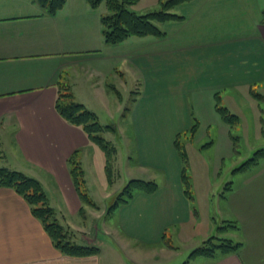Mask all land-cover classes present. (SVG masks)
<instances>
[{"label": "crops", "instance_id": "crops-1", "mask_svg": "<svg viewBox=\"0 0 264 264\" xmlns=\"http://www.w3.org/2000/svg\"><path fill=\"white\" fill-rule=\"evenodd\" d=\"M162 1L150 0V6ZM100 6L93 9L85 0H66L49 15L37 0H0V168L36 179L58 222L72 232V240L99 248L98 254L85 258L61 255L27 203L12 189L0 187V264H166L179 259L182 248L189 252L201 240L193 241L189 234L182 162L173 144L186 129L172 122L189 123L194 110L209 116L202 108L208 99L215 112V103L224 98L237 105L245 94L264 100L254 93L255 88H264V0H191L173 10L182 20L157 24L164 37H131L113 46L103 43L100 19L106 10ZM125 74L133 80V106L144 102L146 108L138 115L130 111L132 134L124 138L130 157L120 158L119 167L126 180L115 190V179L112 185L107 183L101 150L80 128L65 122L54 104L59 87L65 86L102 126L115 129L113 136L123 135L125 131L114 123L122 107L113 84L117 81L119 89L127 88ZM167 106L174 111L171 117L164 114ZM259 112L264 113L259 109L253 119L260 122ZM126 115L122 114L123 121L129 118ZM218 118L222 123L218 130L227 144L230 132ZM156 133L158 141L153 138ZM150 140L156 145L149 147ZM75 151L82 170L89 154L94 156L103 172L106 200L116 197L131 179L153 181L157 190L136 193L110 214L91 201V223L104 216L114 220L100 228L86 224L84 216L85 221L76 225L73 218L87 212L69 174L67 160ZM87 165L90 168L93 162ZM260 174L239 179L220 212L221 222L234 221L238 226L225 236L241 247L234 254L198 257L188 264H264ZM170 226L178 246L166 238Z\"/></svg>", "mask_w": 264, "mask_h": 264}, {"label": "rangeland", "instance_id": "rangeland-1", "mask_svg": "<svg viewBox=\"0 0 264 264\" xmlns=\"http://www.w3.org/2000/svg\"><path fill=\"white\" fill-rule=\"evenodd\" d=\"M165 1L166 0H163L162 2ZM261 1L262 0H256L258 3H261ZM150 5V0H138L135 5L129 8V10H132L136 14L144 15L160 9V6L158 5H153L154 8H152L153 6ZM100 8L105 10L103 5L100 6ZM173 10L178 11V9ZM172 11L171 13L175 14L174 11ZM125 76L126 79L123 81L127 83V88L119 89L121 86L117 81L113 84L116 90L118 89V101L122 107V113L116 116L114 123L117 124L121 132L125 131V133L120 136H113L112 133L108 132H104L102 134L107 141H112L110 143H112L118 150L117 156L113 162L117 173L114 175L116 182L114 187L115 190L123 183L124 179L126 180L125 175L122 171L120 172L121 168L119 167L120 158L126 161V157L128 158L129 156V149L124 143V138L125 135L129 137L132 134L131 121H129L132 114L130 111L133 109L134 114L136 113L138 115L142 112L144 113L146 108L144 102L136 105V108L135 105L133 106V100L136 99L134 95L135 91L130 89L133 80L129 74H125ZM110 82L113 83V80L111 79ZM254 93L260 94L264 97V88H255ZM114 94L116 95V92H113L111 95L112 100L115 99ZM189 102H191L190 99ZM191 103L195 106L194 102ZM111 104V106H113V103ZM227 104L232 111L231 114L237 117L233 125L230 126L225 123L226 129L230 132V137L227 144L225 143L226 139L221 138V132L218 129L219 124L221 125L222 123H220L221 121L218 118V113L213 110L212 101L210 99H208V102H205L204 106L202 107L206 112V115L209 114V116H201V114H197L194 110L195 116H192L193 119H190L189 123L188 121L183 122L181 120L172 122L174 124H179L182 129H186V131L182 132L181 134L179 133L180 136L184 135L183 137L179 138V144L183 145L184 147L187 160V164L185 165V174L188 176V183L190 185L188 195L189 197L186 194H183L185 196L184 199L188 203L187 207L190 213L192 226L191 229H189L191 232L189 234L192 235L193 241L201 240L199 245L209 237L217 235L216 230L215 232L214 230L212 232L213 221L216 222L214 226L215 228L222 225L223 221L221 222L219 218L222 208H225L226 205L224 199L228 193V188H237L240 183L239 179L244 177L248 178L249 176L258 173H261L258 177H264V159H260L257 165L252 166L245 171L233 173L234 169L249 160L255 152L259 150L264 151V113L259 112L262 114V121L259 122L253 119V115L255 114L254 112L259 111V109L264 111V100H258L252 95L245 94L244 100H242L241 104L239 105L232 103L229 104L225 98L221 104L218 103L219 106L224 108ZM170 105L175 107L176 103ZM142 109H144V111H142ZM124 113H127L126 117H129L126 121L121 119V116ZM169 113H174V111H172V109L167 106V111L164 114H167L168 117H171L172 115H169ZM197 117H199V119H196ZM213 117L218 121H214L212 119ZM103 121L105 120L103 119ZM195 124L196 127H193ZM210 125L212 126L210 127ZM213 125L218 127H213ZM156 136L157 133L155 136H153V138L155 141H158ZM142 144L143 143L141 142V145ZM154 145H156V142H152L150 140L149 147ZM145 147L148 148L147 144H145ZM132 148L134 147L132 146ZM131 158L134 159L135 156H131ZM94 160V156L89 154L87 163L83 168L85 180L84 193L100 209L101 212H105L111 205L114 204L116 197L110 200L103 198L105 184L103 172L100 171L98 164L95 162L96 160ZM88 162H93V165H89L90 168L87 165ZM116 166H118V168ZM119 174H121V177L118 176ZM182 188L184 192L185 188L183 182ZM84 208L87 212L86 215L80 214L78 217H74V224L77 225L84 222V216L87 218L86 224H94L100 228H102L104 222L107 220H114L112 217L108 218L107 216H104V218L100 220L95 219L91 223L90 218L88 217L90 206L86 205ZM111 216L113 215L111 214ZM174 232L173 226L168 227L165 232L168 235L166 238L170 240L172 244H176L178 246L177 239H174ZM227 233L229 234L231 231H227L224 234V237ZM99 239L105 241L101 234H99ZM189 253L190 251L187 252L182 248L179 259L166 264H183L187 261Z\"/></svg>", "mask_w": 264, "mask_h": 264}, {"label": "trees", "instance_id": "trees-1", "mask_svg": "<svg viewBox=\"0 0 264 264\" xmlns=\"http://www.w3.org/2000/svg\"><path fill=\"white\" fill-rule=\"evenodd\" d=\"M65 1L37 0L40 7L46 10L49 15H54L59 11ZM85 1L93 9L98 8L100 5L105 7L106 13L100 19L101 34L103 43L113 46L119 45L131 37H164V32L157 27V24L182 20L181 16L171 13V11L180 4L191 0H166L160 3L159 10L144 15H139L129 10L138 0ZM261 23L264 25V8L261 11ZM256 97L258 96L256 95ZM54 109L69 125L80 128L85 133L89 142L101 150L105 159L104 171L107 183L108 185H112L114 179L113 162L117 150L102 134L104 132L115 133V129L112 126H102L91 111L73 100L69 88L65 86H61L58 89ZM215 109L224 123L230 126L235 123L237 117L232 115L226 108L216 103ZM193 127H196V124ZM181 137L178 134L173 144L182 162L181 179L185 188L184 193L188 196L190 185L188 183V176L185 174L187 160L184 147L179 144V138ZM78 154L79 152L75 151L67 160L69 174L80 202L83 205L94 207L91 200L84 193V174L78 160ZM260 159H264V151L261 150L255 152L249 160L234 169L233 173L245 171L257 165ZM0 187L12 189L27 203L32 216L41 223L54 248L61 255L72 258H85L98 254V247L79 245L72 240V233L58 222L55 211L49 205L48 198L41 184L36 179L27 177L21 172L0 168ZM156 190L157 184L153 181L131 179L121 189L120 193L116 196L114 204L107 209L106 213L110 214L118 207L129 203L136 193L151 194ZM237 230L239 228L234 221H223L222 225L216 228L217 235L209 237L198 247L192 249L188 254L187 261L183 264H188L198 257L213 258L217 255L224 256L236 253L241 247V243L235 242L226 236L224 237V234L227 231L235 232Z\"/></svg>", "mask_w": 264, "mask_h": 264}]
</instances>
